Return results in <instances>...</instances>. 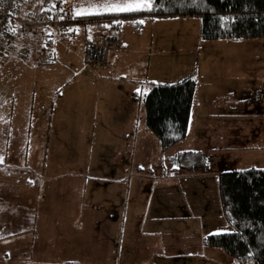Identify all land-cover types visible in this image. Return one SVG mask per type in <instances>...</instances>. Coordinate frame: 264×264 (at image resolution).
Instances as JSON below:
<instances>
[{"label": "rangeland", "instance_id": "374dc122", "mask_svg": "<svg viewBox=\"0 0 264 264\" xmlns=\"http://www.w3.org/2000/svg\"><path fill=\"white\" fill-rule=\"evenodd\" d=\"M73 1L77 11L83 13L80 15L93 14L98 20L77 23L73 35L61 41L62 48L55 47L54 66L37 69L45 74L37 76L42 75L48 85L37 87L34 96H58L56 91H60L59 96H106L105 100H99L100 109L115 116L95 118L94 136L84 127L74 135L72 131L67 133L65 159H78L79 164L74 167H84L90 173L111 171L100 160L116 167L129 160L123 167L130 169L133 162L139 164L142 180L137 186H132L131 180V199L135 190L140 194L142 191V201L146 196L151 207L166 206L171 210L160 211L161 215H172L156 226L160 235L156 234L164 246L156 250V256L155 252L148 253L144 259L146 264H244L225 253L223 258L215 249H204L209 250L208 254L204 251V259H197L194 253L202 254V240L206 235L231 230L222 217L216 175L221 171L264 167V38L226 41L228 45L208 48L199 36L201 18L198 16L147 19L142 21L139 31L134 27L136 19L125 18L114 29L109 24L112 20H107L108 15L128 12L107 8L120 0ZM106 34L118 36L116 51L108 54L102 66L88 63L84 56L85 41ZM38 59L39 55L33 53L26 64L39 68ZM195 72L199 73V109L193 115L186 137L162 151L157 137L145 125L143 96L153 83L175 82ZM234 74L237 94L227 96L223 90L230 85V75ZM9 91L10 87H4L0 96H10ZM133 93L138 94L134 100L130 99ZM121 112L134 114L135 121L142 119L144 129L140 127V133L132 131L126 137L108 132L102 120H120ZM75 120L77 130V117L66 118V126L73 129ZM108 124L118 126L116 122ZM180 152L188 154L180 158L177 154ZM196 152L207 158L206 168L199 165L200 158L192 155ZM170 156L179 159L169 161ZM184 163L190 164V168ZM194 163L197 166L192 167ZM69 167L67 164L66 168ZM110 198L103 193L93 201L101 203L104 199L111 201ZM153 214L151 211L148 215L146 231L159 220L153 219ZM117 227L116 240L122 231ZM135 232L136 228L128 229V233ZM110 238L113 239L112 234ZM164 253L167 256L162 257ZM120 257L119 261L124 263V253Z\"/></svg>", "mask_w": 264, "mask_h": 264}, {"label": "crops", "instance_id": "0c3cea01", "mask_svg": "<svg viewBox=\"0 0 264 264\" xmlns=\"http://www.w3.org/2000/svg\"><path fill=\"white\" fill-rule=\"evenodd\" d=\"M70 1L76 13L74 1ZM79 22L85 21L76 20L69 34L53 40L54 60L55 47L62 48L61 41L73 35ZM41 41L42 35L38 33L31 41L30 53V56L39 55L36 64L39 68L26 64L30 57L26 61L11 59L0 67V93L4 87H10V96H0V264H146L147 254L155 252L156 256V250L164 246L156 226L162 219L172 217L166 213L161 215L160 211L171 210L166 206L151 207L146 196L142 201V191L140 194L135 190L131 199V180L132 186L142 180L138 163L133 162L130 169L123 167L129 160L119 167L100 160L101 164L110 166L111 171L90 173L84 167H74L79 164L78 159H65L67 133L72 131L74 135L84 127L94 136L95 118H114L115 114L109 115L100 109L99 100H105L106 96H59L60 91L55 92L58 96H34L37 87L48 85L42 75L37 76L44 74L37 69L46 68L39 65L46 57ZM201 41L208 48L228 45L226 41L234 43L233 40ZM35 71L36 75H32ZM195 77L189 127L200 104L198 72ZM228 83L224 93L236 96L235 74L230 75ZM121 116L114 121L118 126L109 125L114 122L104 119L101 124L108 127V132L120 133L122 137L133 134L132 131L140 133V127L144 129L142 119L135 121L134 114L121 112ZM71 117H77V130L76 120L73 129L66 126V118ZM185 167L190 168V164ZM103 193L111 197V201H93ZM151 211L153 219L159 220L155 225L148 224L151 229L146 231ZM118 225L122 231L116 240L114 230ZM130 228H136L137 232L128 233ZM207 248L203 246L202 254L194 253L196 258L204 259V251H209L204 250ZM215 251L225 257L221 250ZM120 253L125 255L124 263L119 261L122 259Z\"/></svg>", "mask_w": 264, "mask_h": 264}, {"label": "trees", "instance_id": "16d2710c", "mask_svg": "<svg viewBox=\"0 0 264 264\" xmlns=\"http://www.w3.org/2000/svg\"><path fill=\"white\" fill-rule=\"evenodd\" d=\"M144 4L148 7L139 11L108 15L111 28L117 29L125 18L136 19L134 27L139 31L142 21L147 19L198 16L201 40L264 38V0H145ZM77 13L74 11V22L79 18L98 20L96 15ZM108 36L118 39L116 34L93 39ZM194 75L188 74L175 82L153 83L143 96L145 125L157 137L162 151L172 148L187 135L196 86ZM131 96L135 99L138 94ZM177 154L181 158L188 153ZM192 155L200 158L199 165L208 166L203 154ZM168 158L169 161L179 159ZM195 166L197 163L192 165ZM216 184L222 217L231 230L206 235L203 246L219 249L244 264H264V167L221 171L216 175Z\"/></svg>", "mask_w": 264, "mask_h": 264}, {"label": "built area", "instance_id": "2783aa9c", "mask_svg": "<svg viewBox=\"0 0 264 264\" xmlns=\"http://www.w3.org/2000/svg\"><path fill=\"white\" fill-rule=\"evenodd\" d=\"M73 22L70 0H0V67L11 59H28L31 41L38 33L42 35V51L46 56L39 65L52 66L53 40L69 33ZM117 46L116 37L88 39L84 56L88 63L102 66Z\"/></svg>", "mask_w": 264, "mask_h": 264}, {"label": "snow or ice", "instance_id": "6c2138e0", "mask_svg": "<svg viewBox=\"0 0 264 264\" xmlns=\"http://www.w3.org/2000/svg\"><path fill=\"white\" fill-rule=\"evenodd\" d=\"M148 5L143 3V0H120L119 3H113L108 6V11L114 12H132L147 8ZM83 13L78 12L77 15Z\"/></svg>", "mask_w": 264, "mask_h": 264}]
</instances>
